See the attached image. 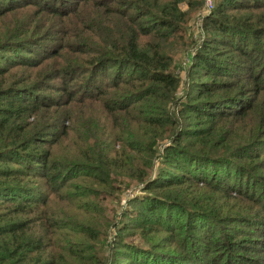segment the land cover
I'll return each mask as SVG.
<instances>
[{"label": "trees", "instance_id": "obj_1", "mask_svg": "<svg viewBox=\"0 0 264 264\" xmlns=\"http://www.w3.org/2000/svg\"><path fill=\"white\" fill-rule=\"evenodd\" d=\"M203 2L0 0V264H264V0Z\"/></svg>", "mask_w": 264, "mask_h": 264}, {"label": "rangeland", "instance_id": "obj_2", "mask_svg": "<svg viewBox=\"0 0 264 264\" xmlns=\"http://www.w3.org/2000/svg\"><path fill=\"white\" fill-rule=\"evenodd\" d=\"M212 6H208L206 4V0H204L201 7L197 8L196 10H192L189 14V18L186 22V39L190 42V39L198 40L200 36L202 35V24H203V18L208 14L212 7H214L215 0H211ZM181 7L185 9L187 6L185 4H182ZM190 38V39H189ZM192 46L190 44H187V50L190 51ZM187 51V52H188ZM186 51L183 50L179 56H177V63L179 64L177 67L176 72L180 71V75L184 78L185 77V71L187 68V64L185 62L186 60ZM163 143V142H162ZM166 144V143H165ZM129 191L126 192V196H128ZM109 203V200H107V204ZM126 203L119 202L118 199L115 202H112L113 208L115 209V217H117V220L120 218L122 211L124 210V206Z\"/></svg>", "mask_w": 264, "mask_h": 264}, {"label": "built area", "instance_id": "obj_3", "mask_svg": "<svg viewBox=\"0 0 264 264\" xmlns=\"http://www.w3.org/2000/svg\"><path fill=\"white\" fill-rule=\"evenodd\" d=\"M206 4H207L208 6H212V2H211V0H206Z\"/></svg>", "mask_w": 264, "mask_h": 264}]
</instances>
